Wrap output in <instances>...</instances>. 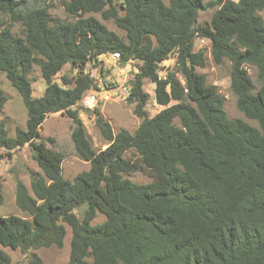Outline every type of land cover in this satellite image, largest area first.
I'll return each instance as SVG.
<instances>
[{
	"label": "trees",
	"instance_id": "1",
	"mask_svg": "<svg viewBox=\"0 0 264 264\" xmlns=\"http://www.w3.org/2000/svg\"><path fill=\"white\" fill-rule=\"evenodd\" d=\"M52 1L0 0V14L23 26L18 36L0 23V72L27 111L26 127L14 137L0 121V149L28 145L42 171L31 173L30 190L17 181L16 205L26 217L0 216V245L24 254L62 248L68 226V264H264V0H60L72 22L51 17ZM213 6L211 21L200 25L199 12ZM91 13L112 20L125 36L85 16ZM196 37L211 41L216 64L232 63L238 109L258 127L230 119L218 88L197 73L206 57L194 50ZM104 54H118L122 66L136 63L127 101L141 123L134 133L115 134L97 113L107 147L96 151L76 107L100 90L85 70L103 63ZM171 59L174 70L160 76ZM34 65L46 82L39 98L29 78ZM66 65L75 76L56 83ZM246 66L258 70L259 88ZM146 80L164 107L153 117L145 110ZM7 101L0 88V113ZM56 113L72 119L76 154L90 165L73 180L63 177V154L41 136ZM145 170L151 183L125 178ZM98 213L105 221L94 225ZM29 261L41 264L35 253ZM0 264H15L2 248Z\"/></svg>",
	"mask_w": 264,
	"mask_h": 264
},
{
	"label": "rangeland",
	"instance_id": "2",
	"mask_svg": "<svg viewBox=\"0 0 264 264\" xmlns=\"http://www.w3.org/2000/svg\"><path fill=\"white\" fill-rule=\"evenodd\" d=\"M237 1V0H235ZM49 13L56 22H72L76 18L66 12L60 0H53L49 5ZM218 7H208L200 11L198 15V23L200 25L208 24ZM120 14L124 11L120 9ZM264 19V10L260 13ZM85 16H94L101 21L109 30L117 33L121 37L125 33L119 29L112 20H103L101 14L91 13ZM0 23L11 25V30L15 35L23 36V26L19 23L11 24L10 18L6 15L0 14ZM194 50L204 51L206 57V65L204 68L197 67V73L206 76V84L214 85L218 88L219 93L225 99V111L228 117L232 120H243L252 126L258 127L256 121L249 120L238 109L237 96L231 89V73L232 63L228 59H224L220 64H216L212 56V44L209 39L196 37ZM103 63H99L97 67L93 64L87 66L85 73H90L99 83L107 82L110 88H113L110 94H107L109 99L102 100L97 106V109L90 111L85 110V105L80 104L76 108L80 112V117L86 127L87 135L96 151L104 150L107 147V142L103 139L100 130L96 126L97 113L103 116L104 120L108 122L113 132L116 134L122 130L134 133L140 123L141 119L134 113V105L129 104L125 90L128 91V82L134 77L136 73V63H128L124 66L120 65L119 61L113 57V54H104L99 57ZM175 67V60L171 59L161 66L160 76H165L167 72L173 71ZM246 69L254 82L255 86L259 88V73L258 70L252 66H246ZM76 74L70 65H66L61 72L55 77L56 83L62 84L63 76L72 78ZM32 81L33 98L41 97L46 89V82L42 78L41 70L38 65H34L33 70L29 74ZM179 79L182 77L179 75ZM183 82V80H182ZM0 88L4 91L8 101L0 113V121H5L10 136L14 137L16 128L21 127L25 129L27 121V111L22 101L21 96L14 87L10 84L4 74L0 72ZM143 90L149 94V102L145 107L148 117H153L164 109L158 105L154 99V84L146 80L144 82ZM176 102H171L170 105ZM85 106V108H84ZM93 107V106H92ZM72 119L62 113L49 115L41 127V136L46 140V147L53 151L63 154L64 161L62 164L63 177L68 180H73L79 173L90 168L89 163L81 160L75 151L74 143L72 141ZM53 139V143L47 141ZM126 156L128 158L136 159L133 151H129ZM41 173V169L33 158L31 148L26 145L15 151L9 152L5 149H0V185L3 192V204L0 205V216L17 215L26 217L16 205V185L17 181L23 182L30 190L31 173ZM136 184H148L152 182V178L148 171H138L132 176H125ZM105 221V216L98 213L93 224H100ZM72 232L67 226V235L64 240L62 248L52 246L49 248H41L39 250H31L28 254L22 253L20 250H12L0 245L12 259L15 264H30L29 254L35 253L41 260V264H68L70 260V242Z\"/></svg>",
	"mask_w": 264,
	"mask_h": 264
},
{
	"label": "built area",
	"instance_id": "3",
	"mask_svg": "<svg viewBox=\"0 0 264 264\" xmlns=\"http://www.w3.org/2000/svg\"><path fill=\"white\" fill-rule=\"evenodd\" d=\"M114 58L118 59L119 58V55L118 54H114ZM99 87H100V90H95V91H93V92H91L89 94H86L84 96L82 102L84 104L85 101H87V105L88 106H86V108L87 107L88 108L90 107L91 109L97 108V106L100 104V102L102 100H108L109 99V97H108L107 94H110L111 90L108 89L107 87H105V84L104 83H99ZM125 94L126 95L129 94V88H128V91L125 90Z\"/></svg>",
	"mask_w": 264,
	"mask_h": 264
}]
</instances>
